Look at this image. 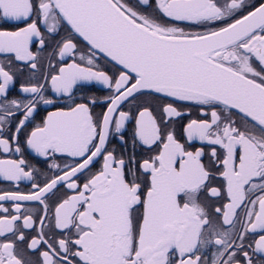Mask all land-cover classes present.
<instances>
[{"label": "snow or ice", "instance_id": "snow-or-ice-1", "mask_svg": "<svg viewBox=\"0 0 264 264\" xmlns=\"http://www.w3.org/2000/svg\"><path fill=\"white\" fill-rule=\"evenodd\" d=\"M249 126L264 0H0V264H156L170 178L198 160L223 181ZM221 264H264V223Z\"/></svg>", "mask_w": 264, "mask_h": 264}, {"label": "flooded vegetation", "instance_id": "flooded-vegetation-1", "mask_svg": "<svg viewBox=\"0 0 264 264\" xmlns=\"http://www.w3.org/2000/svg\"><path fill=\"white\" fill-rule=\"evenodd\" d=\"M225 119H230L225 116ZM224 127L223 124L218 126ZM228 142L224 145L227 167L218 180L209 175L198 160L189 168L176 172L169 180V188L174 185L173 197L176 208L183 212V220L175 221L180 228L176 243L156 254L152 245V257L156 264H163L169 248L179 245L184 251L193 249L202 255L208 264H221V258L235 242L241 224L252 228L261 220L260 206H264V129L249 126L239 134L228 133ZM241 146V156L234 164L233 156ZM179 197V199H178ZM219 205V208L217 207ZM255 216L252 224L248 218ZM165 219L160 224H164ZM4 224L11 225V221ZM157 231L164 232V226ZM160 235L154 233V239ZM162 254V255H161Z\"/></svg>", "mask_w": 264, "mask_h": 264}, {"label": "water", "instance_id": "water-1", "mask_svg": "<svg viewBox=\"0 0 264 264\" xmlns=\"http://www.w3.org/2000/svg\"><path fill=\"white\" fill-rule=\"evenodd\" d=\"M257 119H261V117H257ZM173 189H174V185H172ZM173 189L170 187L169 188V193L170 195L173 192ZM175 201L172 199L171 197V203H172V207L175 209L174 213L170 216H166L164 217L165 219V223H164V237L163 239L159 240V249L156 253V256H159L160 253L163 254V251L168 248L169 246L173 245L176 243L177 237L179 236L180 233V228L176 227L174 225V222L180 221L182 222L183 218V212L181 210H178L175 206ZM163 225V224H160ZM161 254V255H162Z\"/></svg>", "mask_w": 264, "mask_h": 264}]
</instances>
